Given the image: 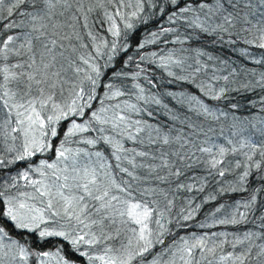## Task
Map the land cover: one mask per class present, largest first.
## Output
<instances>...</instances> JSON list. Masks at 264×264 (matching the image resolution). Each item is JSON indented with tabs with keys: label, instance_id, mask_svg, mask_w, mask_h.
Returning a JSON list of instances; mask_svg holds the SVG:
<instances>
[{
	"label": "snow or ice",
	"instance_id": "obj_1",
	"mask_svg": "<svg viewBox=\"0 0 264 264\" xmlns=\"http://www.w3.org/2000/svg\"><path fill=\"white\" fill-rule=\"evenodd\" d=\"M0 264H264V0H0Z\"/></svg>",
	"mask_w": 264,
	"mask_h": 264
},
{
	"label": "trees",
	"instance_id": "obj_2",
	"mask_svg": "<svg viewBox=\"0 0 264 264\" xmlns=\"http://www.w3.org/2000/svg\"><path fill=\"white\" fill-rule=\"evenodd\" d=\"M149 27H150V28H154L155 25H149ZM138 35H140V34H138ZM249 98H254V97H250V96H248V95H245V96L243 97L244 100H247V99H249ZM237 99H240V97H237ZM242 111H243V109H242ZM253 111H255V110L253 109Z\"/></svg>",
	"mask_w": 264,
	"mask_h": 264
}]
</instances>
